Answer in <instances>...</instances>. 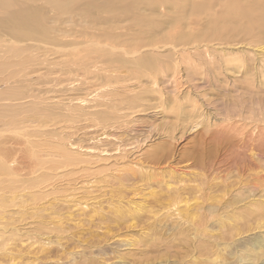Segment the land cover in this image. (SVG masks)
<instances>
[{
  "label": "rangeland",
  "instance_id": "1",
  "mask_svg": "<svg viewBox=\"0 0 264 264\" xmlns=\"http://www.w3.org/2000/svg\"><path fill=\"white\" fill-rule=\"evenodd\" d=\"M195 1L132 0V9L145 16L144 24L182 23L175 18L181 16L192 25L198 22L191 12ZM75 11L76 19L87 13ZM115 11L106 16L116 18L111 24H129L132 16L123 19ZM92 12L99 23L106 6ZM250 41L241 35L213 40L228 44V57L241 53V61L212 55L199 72L182 70L185 85L177 102L186 106L194 98L195 117L156 108L106 134L69 129L74 151L102 141L108 150L114 143L139 147L118 158L115 150L97 151L91 169L55 170L53 192L34 205H18L4 190L10 203L0 205V241L8 238V245L0 248V264H264V43ZM7 86L0 83V90ZM20 146L17 155L28 161ZM12 226L19 235L8 236Z\"/></svg>",
  "mask_w": 264,
  "mask_h": 264
},
{
  "label": "bare ground",
  "instance_id": "2",
  "mask_svg": "<svg viewBox=\"0 0 264 264\" xmlns=\"http://www.w3.org/2000/svg\"><path fill=\"white\" fill-rule=\"evenodd\" d=\"M95 1L0 0V83L9 85L0 90V205L9 197L4 195L7 189L17 204L34 205L53 192L55 170L91 169L93 157L99 160L98 153L115 150L118 158L139 147L114 143L108 150L102 141L100 146L86 147L92 153L74 151L67 142L71 128H93L106 134L127 126L136 113L156 108L174 112L177 118L195 117L194 98L186 106L177 102L185 85L182 70L195 73L212 55L241 61V53L228 57V44L210 43L213 40L241 35L244 40L253 39L250 43H264L263 1L246 0L248 5L241 0L195 1L191 12L198 22L192 25L181 16L175 18L182 23L144 24L145 16L132 9L136 6L132 0L118 6L112 0H101L104 5ZM170 2L174 5V0H164V4ZM254 2L257 5L252 6ZM99 6H106L107 14L97 23L91 15ZM78 7L79 14L87 11L83 19H76ZM114 8L122 18L132 16L129 24H111L116 18L106 16ZM77 90L78 96L73 92ZM61 129L65 134L58 133ZM22 144L28 159L25 166L17 155ZM20 167L34 169V173H23ZM21 189H30L32 194L23 198L18 195ZM12 227L8 236L19 235ZM7 239L0 241V248Z\"/></svg>",
  "mask_w": 264,
  "mask_h": 264
}]
</instances>
